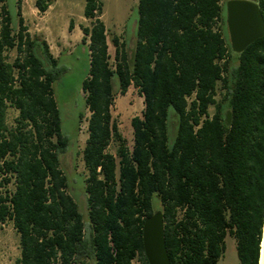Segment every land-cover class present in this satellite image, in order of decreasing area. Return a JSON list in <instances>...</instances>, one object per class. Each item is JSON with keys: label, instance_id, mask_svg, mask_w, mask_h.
<instances>
[{"label": "trees", "instance_id": "16d2710c", "mask_svg": "<svg viewBox=\"0 0 264 264\" xmlns=\"http://www.w3.org/2000/svg\"><path fill=\"white\" fill-rule=\"evenodd\" d=\"M252 1L264 23V0ZM13 2L0 0V174L14 181L0 195V223L8 220L17 235L15 264H147L141 225L155 210L169 264H217L226 236L238 264H259L264 36L233 54L220 0H137L130 55L111 37L110 66L102 4L84 0L88 26L79 30L87 69L80 91L87 137L78 153L84 172L69 177L59 157L83 114L65 136L52 95L64 68L43 40L28 34ZM51 3L35 0L34 8L44 13ZM130 86L142 111L130 119L128 150L110 109ZM9 108L17 113L12 127L5 124ZM111 142L114 155L106 151ZM69 188L84 195V216Z\"/></svg>", "mask_w": 264, "mask_h": 264}, {"label": "rangeland", "instance_id": "374dc122", "mask_svg": "<svg viewBox=\"0 0 264 264\" xmlns=\"http://www.w3.org/2000/svg\"><path fill=\"white\" fill-rule=\"evenodd\" d=\"M18 1L20 15L28 34L43 40L51 56L56 58L64 68L52 84V95L59 111L60 128L65 136L71 137L73 131L75 132L74 124H76L78 114H83L74 139L69 140L68 149L59 157L61 168L67 176L81 174L84 171L78 153L86 136L85 120L88 116L87 110L83 108V94L80 91V82L87 69L86 45L81 44L82 35L79 30V26H88V20L82 16L84 0H52L44 13H38L34 8L35 0ZM225 1L220 0V5H224ZM100 2L102 4L100 20L106 30L109 65L113 66L114 47L110 43V38L115 37L119 44H123L126 55H130L134 42L137 0H100ZM9 13L14 23V7H9ZM69 22L72 23L71 28L68 27ZM5 55L6 61L11 62L14 51H8ZM113 89L116 91L115 84ZM220 94L221 91L217 85L216 100L219 99ZM141 111L142 99L133 87H128L123 96L115 95L110 116L116 122L128 150L132 145V131L129 122L132 117L140 116ZM212 112L213 108L209 107L208 114L211 115ZM16 115L15 110L7 109L5 115L7 127L14 125ZM115 148L116 144L111 142L106 151L114 155ZM68 192L77 201L83 197L81 190L69 188ZM75 203L78 212L84 216V204L78 205L76 201ZM154 207L158 208V203H155ZM16 258H18V238L11 223L6 220L0 225V264H15ZM217 264H238L235 242L231 237H225L224 250Z\"/></svg>", "mask_w": 264, "mask_h": 264}, {"label": "water", "instance_id": "95a60500", "mask_svg": "<svg viewBox=\"0 0 264 264\" xmlns=\"http://www.w3.org/2000/svg\"><path fill=\"white\" fill-rule=\"evenodd\" d=\"M224 24L229 48L233 54H240L248 45L264 36L263 20L252 0H226ZM140 238L147 264H169L164 245L162 214L159 210H155L142 222ZM261 264H264V232Z\"/></svg>", "mask_w": 264, "mask_h": 264}, {"label": "built area", "instance_id": "2783aa9c", "mask_svg": "<svg viewBox=\"0 0 264 264\" xmlns=\"http://www.w3.org/2000/svg\"><path fill=\"white\" fill-rule=\"evenodd\" d=\"M2 178H5L8 180V182L6 184H2L0 185V195H4V194H9L13 188H14V181H13V177L10 175V174H7V173H1L0 174V180ZM6 221V220H5ZM4 221V222H5ZM4 222L0 223V225H2ZM131 264H137V261L136 259H133L131 261Z\"/></svg>", "mask_w": 264, "mask_h": 264}, {"label": "crops", "instance_id": "0c3cea01", "mask_svg": "<svg viewBox=\"0 0 264 264\" xmlns=\"http://www.w3.org/2000/svg\"><path fill=\"white\" fill-rule=\"evenodd\" d=\"M117 128H118V126H117ZM118 132H119V129H118ZM119 134H120V132H119ZM121 135V134H120ZM86 137H87V135L85 136V138L83 139V145H84V141H85V139H86ZM121 137H122V135H121ZM83 147V146H82ZM82 149V148H81ZM111 154V153H110ZM113 155V154H112ZM82 198H79L80 200H76L74 197V199H75V201L77 202V204L79 205L80 203H82V204H84V195L82 194ZM84 207H85V205H84ZM85 213V212H84Z\"/></svg>", "mask_w": 264, "mask_h": 264}, {"label": "bare ground", "instance_id": "6f19581e", "mask_svg": "<svg viewBox=\"0 0 264 264\" xmlns=\"http://www.w3.org/2000/svg\"><path fill=\"white\" fill-rule=\"evenodd\" d=\"M263 232H264V228H263ZM263 240V237H262ZM261 254H262V242H261V251H260V259H259V264H261Z\"/></svg>", "mask_w": 264, "mask_h": 264}]
</instances>
